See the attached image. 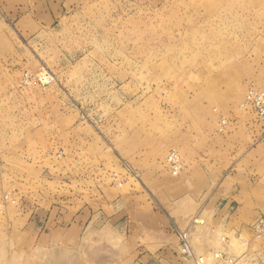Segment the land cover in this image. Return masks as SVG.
I'll list each match as a JSON object with an SVG mask.
<instances>
[{
	"label": "rangeland",
	"instance_id": "1",
	"mask_svg": "<svg viewBox=\"0 0 264 264\" xmlns=\"http://www.w3.org/2000/svg\"><path fill=\"white\" fill-rule=\"evenodd\" d=\"M4 27L0 192L16 201L0 211V264H29L24 236L11 231L24 193L89 199L110 170L163 211L158 199H174L173 178L216 133L243 118L264 136V119L243 105L251 87L264 91V0H62L37 45L0 9Z\"/></svg>",
	"mask_w": 264,
	"mask_h": 264
},
{
	"label": "crops",
	"instance_id": "2",
	"mask_svg": "<svg viewBox=\"0 0 264 264\" xmlns=\"http://www.w3.org/2000/svg\"><path fill=\"white\" fill-rule=\"evenodd\" d=\"M61 4L0 0V9L19 35L37 45L39 35L52 32ZM1 45H8L5 27ZM187 165L173 178L174 199H158L163 211L145 194L126 189L128 175L118 184L110 170L89 199L24 193L26 205L18 206L11 223V231L25 238L19 251L28 252L29 264L33 257L34 264H195L181 253L180 232H186L195 257L221 250L236 257V264L264 261V237L257 238L251 228L264 213V136L248 130L240 118ZM177 185L183 186L178 197Z\"/></svg>",
	"mask_w": 264,
	"mask_h": 264
},
{
	"label": "built area",
	"instance_id": "3",
	"mask_svg": "<svg viewBox=\"0 0 264 264\" xmlns=\"http://www.w3.org/2000/svg\"><path fill=\"white\" fill-rule=\"evenodd\" d=\"M37 78L43 83H51L53 81L52 77L49 79L44 78L41 75H38ZM244 106H249L255 109L260 117L264 119V91L251 87L245 96ZM228 125V120L226 117L222 116L219 121V131L223 132ZM167 165L171 172L174 175H178L183 169L182 157L179 151L176 148H172L167 157ZM16 199H12L11 192H0V211L4 207V204L7 202L15 203ZM251 228L257 237L264 236V213L260 215L252 223ZM181 244L180 249L181 253L188 257H194L193 250L190 245V240L186 232H180ZM214 260V264H232L234 259L223 251H211L209 255L200 256L195 259V264H206L208 258Z\"/></svg>",
	"mask_w": 264,
	"mask_h": 264
}]
</instances>
